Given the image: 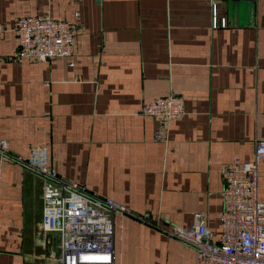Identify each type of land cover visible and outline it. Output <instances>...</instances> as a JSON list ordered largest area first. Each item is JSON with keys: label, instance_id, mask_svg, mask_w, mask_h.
Here are the masks:
<instances>
[{"label": "crops", "instance_id": "0c3cea01", "mask_svg": "<svg viewBox=\"0 0 264 264\" xmlns=\"http://www.w3.org/2000/svg\"><path fill=\"white\" fill-rule=\"evenodd\" d=\"M45 11L77 24L72 66L9 59L16 19ZM171 92L185 115L166 144L141 109ZM1 138L24 156L47 144L59 176L147 216L114 214L112 264H197L160 229L201 213L217 235L221 170L264 140V0H0ZM43 183L0 160V264H58L59 234L41 226Z\"/></svg>", "mask_w": 264, "mask_h": 264}, {"label": "built area", "instance_id": "2783aa9c", "mask_svg": "<svg viewBox=\"0 0 264 264\" xmlns=\"http://www.w3.org/2000/svg\"><path fill=\"white\" fill-rule=\"evenodd\" d=\"M207 1L215 9L216 0ZM225 24V19L215 13L213 27ZM13 30L18 47L10 60L52 62L63 57L69 66L73 65L75 22L45 11L16 19ZM141 113L156 121L154 140L167 144L170 122L185 115L183 99L171 92L145 103ZM263 157L264 140H258L251 160L234 157L223 166L217 235L208 228L201 213L194 214L189 227L171 225L160 230L192 247L197 264H264V202L258 199V166ZM0 160L26 165L43 176L41 226L45 232L59 234L60 252L54 257L58 264H112L114 214H128L147 221L146 215H136L120 202L94 195L59 176L45 143L31 146L24 156L11 153L8 141L1 138Z\"/></svg>", "mask_w": 264, "mask_h": 264}]
</instances>
